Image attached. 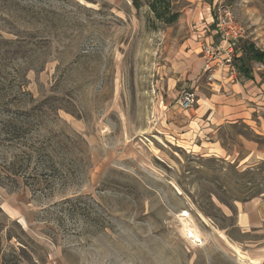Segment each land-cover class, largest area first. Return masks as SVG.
I'll use <instances>...</instances> for the list:
<instances>
[{
	"label": "rangeland",
	"instance_id": "rangeland-1",
	"mask_svg": "<svg viewBox=\"0 0 264 264\" xmlns=\"http://www.w3.org/2000/svg\"><path fill=\"white\" fill-rule=\"evenodd\" d=\"M172 5L179 18L165 26L131 0H0V34L17 40L27 92L17 138L0 136V263L264 264L249 255L264 225H236L243 206L264 200V61L247 52L264 54V0L211 8L246 29L236 75L223 73L232 83L246 73L238 102L254 112L203 139L221 156L169 131L189 92L168 85L186 35L182 3ZM185 212L199 241L182 230Z\"/></svg>",
	"mask_w": 264,
	"mask_h": 264
},
{
	"label": "crops",
	"instance_id": "crops-1",
	"mask_svg": "<svg viewBox=\"0 0 264 264\" xmlns=\"http://www.w3.org/2000/svg\"><path fill=\"white\" fill-rule=\"evenodd\" d=\"M179 1L182 3L180 22L186 26V35L182 45L173 56L172 74L168 79V85L173 87L176 84H183L188 91L195 90L198 110H182L184 112L181 119L176 120L169 131L173 132L175 138L181 140L189 148L192 146L199 150L210 149L211 153L221 156L224 151L217 142L207 143L203 139L212 135L216 128L229 122L252 120L254 112L247 110L243 105L245 99L248 98L246 95L248 78L246 73H243L240 81L232 83L226 78V74L218 73L215 75V82L199 85L197 79L201 72L202 61L198 56V49L203 39L207 42L213 39L211 8L218 0ZM241 97L243 103L238 102ZM262 111L264 115V109ZM257 122L255 131L264 136V118L259 116ZM251 154L249 156L253 157V153ZM236 225L243 232L249 229L260 230L264 225V200L252 201L247 206H243L241 213H237ZM249 255L254 261H264V245L261 244L252 252L250 251Z\"/></svg>",
	"mask_w": 264,
	"mask_h": 264
},
{
	"label": "trees",
	"instance_id": "trees-1",
	"mask_svg": "<svg viewBox=\"0 0 264 264\" xmlns=\"http://www.w3.org/2000/svg\"><path fill=\"white\" fill-rule=\"evenodd\" d=\"M131 2L136 10L141 6L146 7L153 18L165 26H172L179 18V13L173 10L172 0H131ZM247 52L255 61H264V54L256 52L253 46L248 47ZM16 62L17 40L5 39L0 34V136L6 135L13 139L17 138V130L23 128L17 126L18 121L21 120L19 115L21 110H17V97L27 95L23 84L17 89ZM20 79L23 77L20 76ZM22 123L23 120L21 125ZM11 239L12 237H7V240Z\"/></svg>",
	"mask_w": 264,
	"mask_h": 264
},
{
	"label": "built area",
	"instance_id": "built-area-1",
	"mask_svg": "<svg viewBox=\"0 0 264 264\" xmlns=\"http://www.w3.org/2000/svg\"><path fill=\"white\" fill-rule=\"evenodd\" d=\"M213 33L211 41L203 40L199 46L202 60L199 78L210 84L215 82V75L218 73L226 71L231 77L236 75L234 62L240 55L238 46L246 39L245 27L236 21L230 10L221 5L213 12ZM195 103L193 92H183L178 106L181 110H189Z\"/></svg>",
	"mask_w": 264,
	"mask_h": 264
},
{
	"label": "bare ground",
	"instance_id": "bare-ground-1",
	"mask_svg": "<svg viewBox=\"0 0 264 264\" xmlns=\"http://www.w3.org/2000/svg\"><path fill=\"white\" fill-rule=\"evenodd\" d=\"M179 217V216H178ZM181 219L182 218H187L186 220H182V224H183V231H184V233L188 236V237H190V238H192L193 240H195V239H197L196 241H199L198 239H199V233H198V231L194 228V227H192L191 225H190V222L188 221V218H189V214L187 213V212H185V213H183V214H181ZM192 220V219H191ZM187 239V238H186Z\"/></svg>",
	"mask_w": 264,
	"mask_h": 264
}]
</instances>
